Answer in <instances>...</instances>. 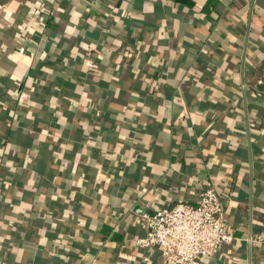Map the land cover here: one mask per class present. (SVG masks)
Listing matches in <instances>:
<instances>
[{
    "label": "crops",
    "instance_id": "0c3cea01",
    "mask_svg": "<svg viewBox=\"0 0 264 264\" xmlns=\"http://www.w3.org/2000/svg\"><path fill=\"white\" fill-rule=\"evenodd\" d=\"M209 183L264 264V0H0V264H159Z\"/></svg>",
    "mask_w": 264,
    "mask_h": 264
},
{
    "label": "built area",
    "instance_id": "2783aa9c",
    "mask_svg": "<svg viewBox=\"0 0 264 264\" xmlns=\"http://www.w3.org/2000/svg\"><path fill=\"white\" fill-rule=\"evenodd\" d=\"M18 98L22 103L27 95ZM224 212L223 196L209 183L194 205L179 202L154 213H141L139 220L146 233L134 242L158 251L159 264H197L202 258H214L222 245L234 240L227 231Z\"/></svg>",
    "mask_w": 264,
    "mask_h": 264
}]
</instances>
